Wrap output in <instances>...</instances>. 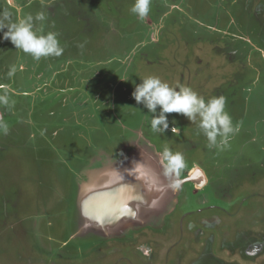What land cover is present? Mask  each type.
<instances>
[{"label":"rangeland","instance_id":"obj_1","mask_svg":"<svg viewBox=\"0 0 264 264\" xmlns=\"http://www.w3.org/2000/svg\"><path fill=\"white\" fill-rule=\"evenodd\" d=\"M134 3L0 0L13 20L43 13L34 28L63 48L36 60L0 32V264H264V0H151L143 19ZM148 76L224 97L239 130L209 147L198 120L173 112L180 134L153 132L132 96ZM135 130L160 158L184 155L155 186L171 206L152 216L141 180V228L81 220L87 197L91 215L129 211L114 189L132 177L127 138L150 148Z\"/></svg>","mask_w":264,"mask_h":264},{"label":"clouds","instance_id":"obj_2","mask_svg":"<svg viewBox=\"0 0 264 264\" xmlns=\"http://www.w3.org/2000/svg\"><path fill=\"white\" fill-rule=\"evenodd\" d=\"M150 4L151 0H135L131 12L143 19L150 11ZM15 11L19 14L21 9L17 7ZM12 16V12L8 10L0 12V32L3 34L2 38L9 40L15 49L30 54L36 60L62 54L63 48L60 47L57 33L41 34L34 28V20L46 19L43 13H37L35 18L30 14L23 17L17 15L15 20ZM15 71V67L11 68L8 75L12 76ZM3 87L6 88V86ZM132 96L137 104H142L148 112L152 113L150 126L153 132L168 131L170 123L167 114L173 112L185 116L190 122L198 120V127L207 137L209 147L226 146L229 134L239 130L238 125H233L231 116L225 111L226 99L222 96L205 101L190 87L169 85L157 76H148L135 84ZM170 131L179 135L181 128L177 123H172ZM218 136L221 138L219 145ZM162 160L165 176L178 177L186 166L184 155L180 152H172L167 147L163 150ZM173 187H179V184L176 183Z\"/></svg>","mask_w":264,"mask_h":264},{"label":"crops","instance_id":"obj_3","mask_svg":"<svg viewBox=\"0 0 264 264\" xmlns=\"http://www.w3.org/2000/svg\"><path fill=\"white\" fill-rule=\"evenodd\" d=\"M144 139L153 147L154 151L159 155L160 153L157 152L154 145L145 137ZM121 158H122L121 167L126 168V171L130 173L129 174L130 177L132 176L130 183L127 185L126 189L125 190L123 189V195L129 197V201L125 204L126 207L128 206L127 208L129 209V211H124L123 213L119 211V213H116L114 208H118L119 210L120 207L119 205H116L114 207L112 205L110 206V209L112 210V212L107 213L105 216L102 215L101 213H99L98 215H91L90 213V209L92 207L90 204L91 200L89 199V197H87L82 201H84V203L87 204V208L89 209H87L88 212H84V213L81 212V215H80L81 220L87 218L90 221H95L99 223L102 222L101 223L102 228L103 226L107 227L106 229L104 227L105 230H108V227H110V229H113L115 227L119 228L123 220L125 221V223L126 221L129 220L128 225H129V228L131 229L141 228V213L139 217L137 216V213L139 214V212L137 211L136 213V209H141V180L145 181V179L141 175V146L140 144L139 143L135 144L129 150L123 151ZM161 161L162 163H164L162 160V156H161ZM150 196H153V192H151ZM156 200L152 202L155 203ZM88 220L86 221V223L88 222ZM131 222H133V224H131Z\"/></svg>","mask_w":264,"mask_h":264},{"label":"bare ground","instance_id":"obj_4","mask_svg":"<svg viewBox=\"0 0 264 264\" xmlns=\"http://www.w3.org/2000/svg\"><path fill=\"white\" fill-rule=\"evenodd\" d=\"M134 133H137L139 135V132L137 130H135L133 134ZM131 136L127 138L129 142L125 144V147H124L125 150H129L132 146L136 144L130 140ZM139 137L144 138L140 135ZM142 144L144 146L141 147V175L147 181L148 185L151 186V189L148 191V195L150 196L151 192H154V189L156 188L155 186L157 185V183H160V185L161 183H165L164 185L170 186V184H172L171 182L173 181V176L164 175V163H162L159 155L154 151L151 145H150V148H148L149 146L147 147L144 144V142H142ZM99 156H100V161H101L103 159L102 152H100ZM129 183H130L129 181H126V182L117 181V184L115 187H118L119 189H114V190L121 192L120 190L121 189L122 191L123 189L125 190ZM160 191H162V189L159 190V192L157 190L155 191L156 195L158 196L157 200L159 201L156 200L155 202L156 207L155 208L153 207L154 213H152V216H156V218L159 216V214L164 209L169 208L171 206V202H173L174 200V199L172 200L171 197L169 198L166 192L162 193V196H160L159 195Z\"/></svg>","mask_w":264,"mask_h":264}]
</instances>
